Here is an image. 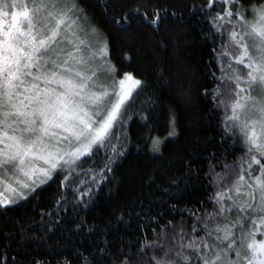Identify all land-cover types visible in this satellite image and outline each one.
Here are the masks:
<instances>
[{"label":"snow or ice","instance_id":"1","mask_svg":"<svg viewBox=\"0 0 264 264\" xmlns=\"http://www.w3.org/2000/svg\"><path fill=\"white\" fill-rule=\"evenodd\" d=\"M191 10L207 27L203 38L220 71L213 73L216 87L205 90L213 111L223 113L220 142L231 141L233 155L241 154L230 163L227 148L212 154L204 175L214 191L200 208L185 207L177 221L148 215L135 241L115 249L105 242L58 264H264V0H203ZM163 19L159 9L149 17L139 8L112 17L120 31L134 22L158 28ZM175 84L186 98L181 82ZM148 86L116 67L109 37L81 0H0V209L21 207L57 182L59 210L42 218L57 226L68 205L87 208L125 156L130 109ZM140 104L143 112L154 101L149 96ZM168 123L169 136L177 135L172 108ZM151 150L160 153L162 141L152 138ZM185 166L187 175L195 171L192 161ZM70 223L71 232L86 226L83 219Z\"/></svg>","mask_w":264,"mask_h":264},{"label":"trees","instance_id":"2","mask_svg":"<svg viewBox=\"0 0 264 264\" xmlns=\"http://www.w3.org/2000/svg\"><path fill=\"white\" fill-rule=\"evenodd\" d=\"M202 2L81 0L94 24L109 37L110 54L116 67L147 81L149 86L130 109L132 117L127 124L129 143L125 156L114 165L109 181L95 193L87 208L68 205V211L60 214L64 223L57 226L48 223L50 217L42 218L41 213L59 210L55 204L57 182L39 191L36 198L21 207L7 213L0 209V264H33L34 258L49 264H58L65 257L74 261L78 251L87 254V251L104 247L105 242L115 249L137 239L141 232L138 225L145 223L148 215L159 212L173 221L180 220L182 209L200 208L201 202L213 193L204 175L209 158L213 153L220 157L227 148L230 163L241 153L236 150L233 155L231 141L221 144L223 113L213 111V102L205 95L206 89L211 93L216 87L213 73L219 76L220 71L212 62L213 45L203 38L207 27L202 17L191 10L193 5ZM132 8L147 12L149 17L153 9H159L163 23L153 28L134 22L128 31H120L112 17L120 19L121 13ZM161 69L165 70V81H173L172 87H166L161 81ZM177 80L188 94L186 98L177 96ZM149 96L154 104H144L141 112L140 101ZM170 108L176 112L175 132L178 134L174 136H169L172 131L168 123ZM141 114L149 119L142 120ZM152 138L162 141L160 153L151 150ZM187 161H192L195 170L191 175L186 174ZM173 179H178L179 183L173 184ZM205 206L212 208L211 204ZM122 213L123 220H118ZM137 213L143 215L137 216ZM81 219L86 222L83 230L71 232L74 224L70 222L78 223ZM49 228L53 230L48 231ZM90 228L93 231L90 232ZM143 231L148 232L147 227Z\"/></svg>","mask_w":264,"mask_h":264}]
</instances>
